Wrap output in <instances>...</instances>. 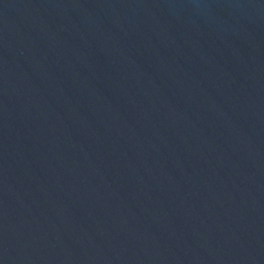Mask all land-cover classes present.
Returning a JSON list of instances; mask_svg holds the SVG:
<instances>
[{"label":"water","instance_id":"95a60500","mask_svg":"<svg viewBox=\"0 0 264 264\" xmlns=\"http://www.w3.org/2000/svg\"><path fill=\"white\" fill-rule=\"evenodd\" d=\"M0 264H264V0H0Z\"/></svg>","mask_w":264,"mask_h":264}]
</instances>
